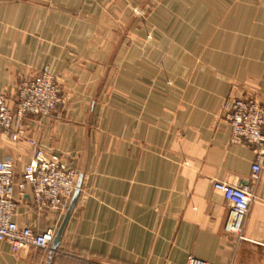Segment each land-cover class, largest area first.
<instances>
[{"label": "crops", "instance_id": "0c3cea01", "mask_svg": "<svg viewBox=\"0 0 264 264\" xmlns=\"http://www.w3.org/2000/svg\"><path fill=\"white\" fill-rule=\"evenodd\" d=\"M33 66L56 75L66 101L26 116V133L83 180L51 259L0 241V264H264V163L254 177V148L230 142L224 106L264 100V0H0L12 106ZM32 153L0 134L17 183ZM216 180L251 192L238 233ZM13 200L19 225L55 234L70 204L41 208L29 185Z\"/></svg>", "mask_w": 264, "mask_h": 264}, {"label": "built area", "instance_id": "2783aa9c", "mask_svg": "<svg viewBox=\"0 0 264 264\" xmlns=\"http://www.w3.org/2000/svg\"><path fill=\"white\" fill-rule=\"evenodd\" d=\"M60 89L54 74L44 67L25 77L18 85L16 100L12 106L5 90L0 86V134L12 140L27 139L33 147L32 157L23 168V182H16L12 161H0V241L9 243L12 251L29 247L49 249L55 232L52 228L34 231L13 220L15 186L23 190L31 187L34 202L41 208L65 211L75 190L77 171L66 154L45 153L41 144L29 138L23 126L26 116L47 115L60 101ZM225 119L230 128V142L252 146L255 160L252 173L256 177L264 163V104L247 97L228 98L225 102ZM229 206L232 221L226 230L238 233L251 201L247 186H238L226 181H213ZM186 264H212L189 256Z\"/></svg>", "mask_w": 264, "mask_h": 264}, {"label": "water", "instance_id": "95a60500", "mask_svg": "<svg viewBox=\"0 0 264 264\" xmlns=\"http://www.w3.org/2000/svg\"><path fill=\"white\" fill-rule=\"evenodd\" d=\"M139 9H140V7H138V10ZM135 15H136V13H134L133 16H135ZM82 180H83V173L80 172L78 174V177H77V180H76L75 190H74V193H73L72 198L70 200V204H69V207H68V209L66 211L64 219H63V221H62L57 233L54 235L53 240H52V242H51V244L49 246V249H48V254H49L48 258H49V260L51 259V257L54 255V253L57 251V249L59 247V243H60L62 234L64 232L65 226L67 224V221H68V219H69V217L71 215V212L73 210V207L75 205L78 193H79V191L81 189Z\"/></svg>", "mask_w": 264, "mask_h": 264}, {"label": "rangeland", "instance_id": "374dc122", "mask_svg": "<svg viewBox=\"0 0 264 264\" xmlns=\"http://www.w3.org/2000/svg\"><path fill=\"white\" fill-rule=\"evenodd\" d=\"M150 1H151V0H150ZM143 6H144V5H143ZM141 12H142V9H139V10H138L137 7L131 10V13H132L133 15H134V13H136V15H135L136 18L141 17ZM121 32H122V31H121ZM121 32H120V33H121ZM38 70H40V68H38L37 66H33V67H31V72H30L29 74H27L26 76H24V78L27 77V76L32 75L33 73H36ZM53 74H54V73H53ZM54 76H55V78H56V80H57V82H58L59 89H60V93H59L60 101H59V103L57 104V106L55 107V109H54L53 111H55L60 105H64V103H65V101H66L65 96L62 94V86H61V83L59 82V80H58V78L56 77L55 74H54ZM24 78H23V79H24ZM7 97H8V99H9V95H7ZM240 97H244V96H240ZM232 98H233V97H232ZM247 98L252 99V100H254L255 102H257V103H259V104H264V100H263L262 102H259V101H257L256 99H253V98H251V97H247ZM9 101H10V99H9ZM53 111H51L50 113H52ZM50 113H49V114H50ZM30 116H31V115H30ZM67 156H68V155H67ZM77 177H78V171H77Z\"/></svg>", "mask_w": 264, "mask_h": 264}]
</instances>
